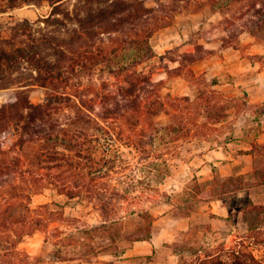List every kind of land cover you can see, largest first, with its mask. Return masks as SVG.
<instances>
[{
  "label": "rangeland",
  "instance_id": "374dc122",
  "mask_svg": "<svg viewBox=\"0 0 264 264\" xmlns=\"http://www.w3.org/2000/svg\"><path fill=\"white\" fill-rule=\"evenodd\" d=\"M225 2L146 0L154 9L145 20L101 32L92 45L77 41L78 23L45 21L54 9L48 3L0 13L4 36L29 19L36 37H73L82 49L110 57L73 70L70 96L52 106L51 121L81 140L86 156L60 147L73 160L58 162L41 136L0 152V161L20 159L17 170L0 173V264H147L138 249L149 247H137V239L171 226L157 221L163 212L190 217L191 226L166 230L161 238L170 237L168 250L155 251V262L171 251L188 263L198 264L205 251L227 258L240 242L264 260V246L252 238L258 232L233 200L250 195L264 204L261 0ZM61 5L74 14L89 1ZM138 39L152 47L140 63ZM121 65L128 69L118 73ZM133 70L150 77L139 103L126 101L121 117H105L103 100L115 97ZM35 74L24 63L16 84L0 88V106L21 91L45 103L47 90L32 84Z\"/></svg>",
  "mask_w": 264,
  "mask_h": 264
},
{
  "label": "trees",
  "instance_id": "16d2710c",
  "mask_svg": "<svg viewBox=\"0 0 264 264\" xmlns=\"http://www.w3.org/2000/svg\"><path fill=\"white\" fill-rule=\"evenodd\" d=\"M63 1L0 0V13L28 4L48 3L54 8L53 16L51 15L52 17H48L45 21L52 24H66L67 20H72L78 23L79 28L75 30L78 33L77 41L86 44L92 42L90 43L92 45L93 40L101 32L125 30L131 25L145 20L146 15L154 9L146 4V0H88L89 5L86 8L72 14L61 5ZM239 1L241 0H226L225 5L231 6ZM258 14L262 15L263 20H259L257 23L259 26H263L264 0H261V6L256 15ZM31 23L29 19H24L16 27H12L7 36L3 35L2 27H0V88H9L11 87L9 84H16L14 74L19 72L23 64L26 63L36 72L32 84L45 87L47 98L45 103H35L31 101L29 95L21 91L13 97L7 98L0 106V152H7L5 149L8 148L7 146L19 145L23 147L29 140L41 136L53 148V151H48L51 158L58 162L72 161L71 153L59 148L63 147L65 150L76 152L75 154L78 156H86L82 153V141L73 137L70 131L59 128L54 121H51L52 106L64 102L66 96H70L72 86H74L71 80L73 70L79 65L92 69L102 60L110 59V57L104 53H95L92 49H82V45L77 46L73 37L61 38L51 33H42V36L36 37L35 32L28 29ZM8 44L12 47L7 48ZM136 49L138 51L136 63L151 56L152 47L149 41L138 39ZM110 64L112 66L111 62ZM118 69V73H122L128 67L121 65ZM112 70L115 69L112 68ZM126 80L127 84L119 87L115 97L111 98L113 100L107 98L103 100L105 117H121L124 108L128 106L126 101H130L134 106L137 102L139 103L141 92L145 88L144 83H148L150 77L143 71L133 70ZM224 115L222 114L220 117ZM13 120L16 122L15 126L11 125ZM43 152L45 155L48 154L45 150ZM88 157L93 159L91 155ZM19 165V157H14L10 161H0V173L7 168L17 170ZM216 178L214 177L212 180L218 181ZM232 179V176L228 177L221 185L226 186V182ZM196 182L199 186L203 184ZM215 191L221 195L218 186L215 187ZM222 199L224 200V198ZM233 200L243 210L245 219L249 223V229L258 232L257 236L252 237L254 242L264 246V231L262 229L264 204L256 203L250 195H234ZM192 206L193 204L190 203L189 208ZM187 211L186 215H190V210ZM151 236L150 233L147 237L137 240L149 239ZM227 254V258H225L222 251H205L198 256V264H264V260L256 255L250 244L247 245L245 242H240L239 247L230 248ZM178 255V264H197L196 260L190 263L185 262L186 255ZM149 258L151 257L149 256Z\"/></svg>",
  "mask_w": 264,
  "mask_h": 264
},
{
  "label": "crops",
  "instance_id": "0c3cea01",
  "mask_svg": "<svg viewBox=\"0 0 264 264\" xmlns=\"http://www.w3.org/2000/svg\"><path fill=\"white\" fill-rule=\"evenodd\" d=\"M166 204H169V202H166ZM190 219V217H183L178 215H173L171 212H167L164 214V212L161 214V217L157 219L159 223L164 224V221L168 222L171 226L168 228L159 227L157 230L153 231L151 238L145 239V240H138L137 241V247L139 246H148L149 251H143L138 249V254H142V256H151L147 264H178L179 261V255L177 253H174V251L168 252L167 256L164 258H161L159 261L153 260V254L155 251L167 249L168 245L165 244V242H169L168 235L165 237L161 236L164 234L166 230H171L173 233H180L183 231L189 230L191 226V222L187 221ZM141 244V245H138ZM159 253V252H158Z\"/></svg>",
  "mask_w": 264,
  "mask_h": 264
}]
</instances>
